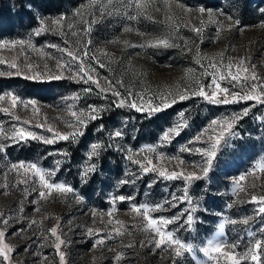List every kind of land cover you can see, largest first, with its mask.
<instances>
[{
  "label": "rangeland",
  "instance_id": "1",
  "mask_svg": "<svg viewBox=\"0 0 264 264\" xmlns=\"http://www.w3.org/2000/svg\"><path fill=\"white\" fill-rule=\"evenodd\" d=\"M58 2L57 9V6L39 9L25 0V6L32 8L30 25L24 19L22 26L17 24L8 33L0 30V41L24 40L33 45L31 48L27 44L0 48V60L3 61L0 63V73H3L0 77L6 78L0 82V96L5 97L0 100V109H8L7 112L0 111V129L10 133L13 125L22 126L50 138L55 131H73L68 127V122L74 120L68 111L70 104L78 111H86L89 105L105 111L100 114V119L90 121L83 129L84 135L78 136L74 142L57 140L53 144H44L29 139L27 143L12 144L11 140L0 141L10 145L0 153V218L9 220L6 227L0 222V230L5 231V242L13 248L11 264H60L53 243L55 238L49 231L57 225L58 234L66 242L61 246L65 264H217V260L219 264H227L219 254H212L214 258L210 259L200 249L213 241L238 245L228 250L242 254L255 239H264V233L260 231L264 227V216L256 214L257 204L251 201L252 195L264 196V172L259 169L253 172L257 164L264 163V120L260 119L264 117V105L255 100L213 105L202 97L191 95L198 87L196 80L204 85L211 83L213 69L208 65L211 62L219 65L221 59L226 65L229 58L237 62L243 57L247 65L256 66L257 76L264 80V0H140L146 5L140 14L133 0H113V5H108V0ZM1 4L9 6L11 16L16 15L15 0H0ZM199 7L211 11V19L207 12L198 13L196 9ZM130 16L137 18L129 19ZM61 17L64 18L62 22L53 24V20L60 21ZM228 17L232 20L229 21ZM41 21L47 30L37 36L35 31L40 28ZM236 21L239 23L235 24ZM221 23L225 27L218 36ZM230 23L234 25L231 29L227 27ZM89 26L91 30L86 34L85 29ZM194 27H202V34L194 32ZM126 28L129 30L125 31ZM159 38H169L176 46H149V42ZM53 44L58 48L49 47ZM68 50L83 57L86 71H90L93 78L98 79L100 88L106 91L101 92L96 83L85 84L79 77L60 80L26 78L37 72L60 74L57 61H69ZM197 58L201 63L196 62ZM97 61L105 66L100 67ZM13 63L17 67H11ZM79 63L76 61L73 68H78ZM28 64L32 65L31 70ZM206 70L208 74L204 75ZM18 71L19 75L16 74ZM69 75L70 72H64V76ZM221 83L232 88L228 81ZM84 88H91L92 92L86 94ZM113 90H119L125 97L129 91L143 96L144 101L138 97L137 103L153 97H163L171 103L173 96L177 102L147 118L145 113L116 108L112 104L116 99ZM234 90L241 91L240 87ZM9 92L22 101L35 100V108L23 103L13 107L11 98L6 95ZM178 93L188 94L189 98L181 101ZM77 94L80 98L72 99ZM244 108H248L249 113L235 127L240 136L231 142L233 146L219 152L210 172L203 176L200 168L194 167L201 165L204 159L195 149L206 147L208 136L214 134L209 128L210 122L231 118ZM181 112L185 114L187 127L170 143L159 146L161 136L176 125ZM101 125L103 130L98 131ZM50 127L52 132L48 131ZM205 129L209 131L201 136V142H196L195 138ZM116 130H122L123 136L110 139ZM97 142L103 145L100 155L89 161L91 145ZM148 146H155L157 151H140ZM184 146L192 151L181 152ZM65 151L67 156L59 155ZM128 155L142 160L147 156L152 159L153 166L169 172L196 171L203 177L188 185V196L197 208L193 214L194 226L191 229L181 228L178 224L167 226L176 238L193 245V253L173 260L168 251H153L150 244L141 246L142 242L147 244L151 236L143 227L146 221L132 212L131 206H154L171 200L173 195L181 197L185 181H167L157 172L141 174L140 166L131 163L126 158ZM57 160L61 164L51 177L52 182L66 183L74 188V192L67 196L53 193L46 200L39 199L38 192L25 197L24 189L38 187V184L17 186L19 177L15 171H10L11 165L34 162L45 170H56ZM90 163L96 164V171L89 174L87 182H83L80 173ZM128 172H134L140 178L135 183L121 185V180L134 179L126 175ZM242 176L245 177L243 180L240 179ZM237 181L242 191L237 190ZM118 195L133 199L116 201L113 205L112 197ZM77 196L81 198L79 201ZM229 204L232 205L230 208ZM177 205L176 208L166 206L165 210L149 215L173 217L190 207L187 202H177ZM113 208L116 210L112 211ZM246 217H252L246 225L225 223ZM32 221L37 223L32 224ZM221 223H224L223 229L219 227ZM89 228L98 231L99 235L89 236ZM117 228L121 229L122 235H115L113 230ZM110 232L113 239H105L102 245L93 247L100 236L106 237ZM249 232L253 234L251 238ZM45 236L50 238L45 240ZM129 244L133 247H128ZM117 254H120L119 260ZM261 259L264 261V256ZM243 264L255 262L249 258Z\"/></svg>",
  "mask_w": 264,
  "mask_h": 264
},
{
  "label": "snow or ice",
  "instance_id": "2",
  "mask_svg": "<svg viewBox=\"0 0 264 264\" xmlns=\"http://www.w3.org/2000/svg\"><path fill=\"white\" fill-rule=\"evenodd\" d=\"M133 3L135 4V8L137 10V13L140 14L143 12V9L146 7V5L140 3V0H133ZM108 5H113V0H108ZM190 11V9H186ZM196 11L200 14H205L207 12V15L211 19L212 12L208 11L205 7H199L196 9ZM264 11V9H262ZM79 14V13H78ZM111 14V13H109ZM135 16H130L129 19H136ZM63 17L60 18V21L53 20V24H56L58 22L63 21ZM228 20L231 21L232 17H228ZM239 21H236L235 24H238ZM234 25L229 24L227 27L231 29ZM224 25L221 23L219 25V29L217 32V35L219 36L220 30L224 29ZM68 28L71 29L72 25L69 24ZM47 29L44 27L43 21H41V26L39 29L35 31V35H40L42 32L46 31ZM91 27L85 29V33L90 32ZM129 29H125V31H128ZM193 31L196 32L198 35L202 34L203 28H193ZM73 35H76L75 32L72 33ZM127 43V42H125ZM27 44L28 47H33L30 41H24V40H15V41H0V48L3 47H15L16 45H25ZM149 46L151 47H174L176 45L172 44L169 40V38H159L155 41L149 42ZM49 47L58 48L57 45H49ZM60 51H65L64 49H59ZM69 57L71 59L67 62H61L57 61V68L60 69V74H52L51 72L46 73H39L37 72L35 75H29L26 78L28 79H51V80H60V79H76L79 77L85 84L96 83L97 88H100L98 79H94L90 71H86L83 63V57L79 56L78 54H74L71 50H68ZM43 55V53H42ZM84 55H87V50H85ZM221 57H223V53H221ZM95 57H93L94 59ZM80 61L78 68H73V64L76 61ZM197 63H201L200 59L197 58ZM0 63H3L2 60H0ZM97 63L100 64V67H104L105 65L103 63H100L97 61ZM203 67V65H201ZM11 67L15 68L17 65L13 63ZM27 67L29 70L32 69V65L28 64ZM47 67V66H45ZM209 68L213 69L211 76L212 80L211 83L208 85L202 84L199 80H196L195 83L198 87H196L192 92L191 95L202 97L204 100L208 101L209 103L213 105H219V104H230V103H236L241 100L243 101H249V100H255L257 103L264 105V80H262L259 76H257L255 72V65H247L245 58H240L239 61L233 62L232 58L228 59V63L225 65L223 60L221 59L219 65H217L215 62H211L208 65ZM233 68H235V71H233ZM226 69V71H225ZM68 71L71 73L69 76H64V72ZM191 72V70H189ZM3 73H0L2 75ZM19 75V71L16 73ZM83 74V75H82ZM204 75H207V70ZM87 77L86 79L84 77ZM223 81H228L232 88L224 87L222 86ZM120 86L123 87L122 82H120ZM111 87V82H110ZM236 87H240L241 91L237 92L234 89ZM245 89L247 91H245ZM210 90V94H209ZM83 91L87 93H91V88H84ZM101 92L106 91L103 88H100ZM8 97L11 98V105L13 107L17 106L18 103H23L26 106L32 105L33 108L36 106L35 100H28V101H22L20 100L15 94L9 92L6 93ZM112 95L116 98L112 101V104L116 108H128L130 110H135L137 113H145L147 118H151L152 116L161 113L162 111L170 108L172 104L177 102L176 96H173L171 99V103L167 101L166 98L163 97H153L147 99L146 102L137 103V98L141 101H144L143 96H139V94L134 93L132 91L128 92V96L125 97L121 94L119 90H113ZM178 99L183 101L189 98L188 94L185 93H178ZM223 97V98H221ZM231 97V99H229ZM5 97L0 96V100H3ZM80 97L79 95H75L72 97V99L78 100ZM66 100L69 98H65ZM159 99V103H156L155 101ZM0 111L7 112V108L0 109ZM68 111L70 115L74 118L72 122H68V127L72 128L73 131L70 133H60L59 131H55L53 133L52 137H44L37 135L36 133L27 130L26 128L20 126L13 125V129L10 133H4L2 129H0V141H7L11 140L12 144H18L20 142L27 143L29 139L31 140H40L44 144H53L57 142V140L60 141H72L74 142L78 136H83L84 131L90 121H95L97 119L101 118V113L105 111L104 108L97 107L95 105H89L88 109L86 111L84 110H75L73 106L70 104L68 105ZM249 113L248 108H244L240 114H234L231 118L223 119V120H217L213 119L210 122L209 128L211 129L212 133L208 136V140L206 141V147H199L196 148L195 151L197 153H200L202 155L203 162L201 165L194 167H199L200 170L203 173V176H207L210 172L214 160L217 158L219 152L225 148V147H231L232 141L240 136V133L235 131V127L237 123L244 117L247 116ZM180 119L177 121L176 125L173 127H170L168 130H166L163 135L160 138V145L163 147L165 144L170 143L174 136H178L180 132L187 127V120L185 119L184 112H181L179 114ZM18 119V118H17ZM260 119L264 120V117H261ZM24 123H27V121H24ZM98 131L103 130V125L100 126ZM49 132H52L53 129L50 127L48 129ZM209 129L203 130L196 138V142H201V136L205 134V132H208ZM123 136L122 130H116L113 134L110 135V139L113 138H120ZM191 143V141H190ZM10 145L5 142H0V153L5 152L7 147ZM103 145L102 143H93L91 145V150L88 153V159L91 161L94 157H98L100 155V150L102 149ZM111 147V145H109ZM119 147V146H118ZM129 152L132 150L129 149ZM141 152H147V153H155L157 151V148L155 146H148L147 148H142L140 150ZM181 152H191L192 149L190 147L184 146L180 149ZM59 155L67 156L68 153L62 152L59 153ZM126 158L131 161L133 164H137L140 166L141 174H148L149 172H157L158 176L160 178H163L164 180L171 181V180H178L183 179L185 181V188H184V194L181 197H178L176 195L172 196L171 200H165L163 203L155 204L154 206L149 205H132L131 211L134 213H137L138 215L142 216V219L146 221V224L143 225L145 231L149 232L151 238L147 241V244L141 243V246H147L152 245L153 251L160 249L163 251L169 252V258L175 260V258L181 257L185 255L186 253H193V245L191 243H186L181 241L180 239L176 238L173 231L167 230L168 225L172 224H178L179 227H188L191 229L194 226L195 218L194 213L196 212L197 208L196 206H193V201L188 196V185L196 180L202 179L203 177L199 174H197L196 171H190L185 173L183 170L181 171H171L169 172L166 169L163 168H157L153 166L152 159H149L147 156L144 157V159H134L132 155L126 156ZM159 159V157H158ZM144 160L147 161V163H144ZM57 168L56 170H45L41 167H39L36 163H27V162H19L18 164H12L10 171H15L19 177L17 180V186L19 184H25V185H37L38 187H26L24 189L25 197L31 194V192H38V198L42 200H46L49 195L60 194L67 196V194L73 193L74 188L70 185H67L66 183H56L52 182L51 177L55 176L56 171L59 170V166L61 164L60 160L55 161ZM181 164L184 163V161H180ZM96 164L90 163L81 173L80 178L83 182H87V177L89 174L94 173L96 171ZM259 169L260 171L264 172V163H260L256 165V168L253 169V172ZM23 170V172H21ZM126 175L133 176L134 179L132 180H121L119 183L121 185L127 184V183H135L136 179H139L140 176L137 175L134 172H128ZM245 177H240L241 180H243ZM237 190H243L240 188L239 181L236 182ZM7 187V185H5ZM77 201H79L81 198L79 196L76 197ZM133 197L131 196H124V195H118L112 197V203L115 205L116 201L124 202L125 200H132ZM251 201L255 202L257 204V215L264 216V196H251ZM177 202L180 204H183L184 202H187L190 207L189 209L181 212L179 215L173 216V217H152L149 215L150 212H156V211H162L165 210L166 206H170L171 208H176ZM33 203H36V201H33ZM232 205L229 204L228 207L230 208ZM22 210V209H21ZM116 209L113 208L112 211H115ZM39 211V209H37ZM93 215L95 216L96 213L93 212ZM109 216H111V212L108 213ZM186 217V220L184 219ZM47 218V217H45ZM252 217H246L241 221L237 220H231V221H225V223H243L248 224L249 220H251ZM0 222H2L5 227L9 223L8 219H2L0 218ZM32 224H36V221H32ZM109 224L112 223L111 220L108 221ZM117 224H120L121 222L116 221ZM58 227L51 228L49 231L51 233V237H54V247L57 249V252L60 256V264H65V258L64 253L61 251V246L64 245L66 242L61 239V236L58 234ZM220 229L224 228V223H221L219 225ZM115 235H122L123 232L121 229L117 228L113 230ZM260 231L264 233V227H261ZM154 233V235H152ZM87 234L89 236H93L94 234L99 235L98 231L94 232V229L89 228L87 230ZM249 237L251 238L253 234L251 232L248 233ZM50 237L45 236V240L49 239ZM114 235L112 232L108 233L107 236H100L96 243L93 245V247H97L99 245H102L105 242V239H113ZM128 247H133L132 244L127 245ZM238 245H226L219 242H213L209 241L206 247H203L200 249L204 253L205 256H208L210 259L214 258L212 254H219V256L224 257L227 261V264H243V262L248 261L249 258L251 261L255 262V264H264V261H262L261 257L264 256V239H255L254 243L251 244V247L247 249L242 254H235L233 251H229L228 249H235ZM27 251V249H25ZM13 252V248L5 242V231L0 230V264H11V253ZM46 259V258H45ZM116 259H120V254H117ZM217 264H219V260H217Z\"/></svg>",
  "mask_w": 264,
  "mask_h": 264
},
{
  "label": "trees",
  "instance_id": "3",
  "mask_svg": "<svg viewBox=\"0 0 264 264\" xmlns=\"http://www.w3.org/2000/svg\"><path fill=\"white\" fill-rule=\"evenodd\" d=\"M16 1V9L14 13L15 16H11L9 13V6H5L1 4V10H0V30L4 33H8L7 31L12 30L16 25L18 24V27L23 25L24 19L27 21V25H30L32 20V14H31V7L25 6V0H15ZM59 0H27L28 3L33 5L34 7H38L39 9H45L46 8H58L57 3ZM6 78L0 77V82H4Z\"/></svg>",
  "mask_w": 264,
  "mask_h": 264
}]
</instances>
